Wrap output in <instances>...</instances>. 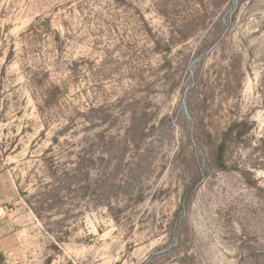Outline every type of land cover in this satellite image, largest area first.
I'll return each mask as SVG.
<instances>
[{
	"label": "rangeland",
	"instance_id": "rangeland-1",
	"mask_svg": "<svg viewBox=\"0 0 264 264\" xmlns=\"http://www.w3.org/2000/svg\"><path fill=\"white\" fill-rule=\"evenodd\" d=\"M0 264H264V0H0Z\"/></svg>",
	"mask_w": 264,
	"mask_h": 264
},
{
	"label": "trees",
	"instance_id": "trees-1",
	"mask_svg": "<svg viewBox=\"0 0 264 264\" xmlns=\"http://www.w3.org/2000/svg\"><path fill=\"white\" fill-rule=\"evenodd\" d=\"M232 134H233V129H230L226 134H225V137H224V140L222 141V143H221V145H220V154L222 155V153L224 152V150H225V147H226V145H227V141H228V139L232 136ZM187 194V198H185V201H187L188 202V204H189V202H190V200H189V197H188V193H186Z\"/></svg>",
	"mask_w": 264,
	"mask_h": 264
}]
</instances>
